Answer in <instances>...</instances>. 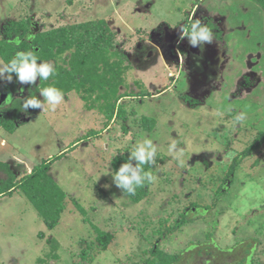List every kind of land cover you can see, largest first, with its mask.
I'll list each match as a JSON object with an SVG mask.
<instances>
[{"label": "rangeland", "instance_id": "1", "mask_svg": "<svg viewBox=\"0 0 264 264\" xmlns=\"http://www.w3.org/2000/svg\"><path fill=\"white\" fill-rule=\"evenodd\" d=\"M202 15L217 17L224 27V50L214 42L194 51L184 44L180 55L182 34L164 41L165 29ZM26 18L36 33L107 22L126 54L119 89L126 96L115 102L126 119L108 121L98 110L86 111L71 92L55 111L21 115L24 123L13 133L0 128V162L17 178L62 154L49 174L67 195L52 230L19 191L0 198V264H142L154 245L180 253L179 264H238L245 254V264H264V142L237 167L231 183L225 180L232 160L264 133L260 8L250 0H0V39L6 25ZM7 88L0 81V105L9 94L13 100L27 94L26 88L21 95ZM144 91L150 95L139 96ZM241 112L246 120L237 124ZM142 116L155 120L151 131L141 128ZM90 131L101 133L93 137ZM145 137L157 146V166L150 171L158 178L134 204L113 184L111 161ZM170 137L182 153H169ZM184 212L192 222L164 233ZM92 226L112 235L106 250L95 244Z\"/></svg>", "mask_w": 264, "mask_h": 264}, {"label": "trees", "instance_id": "2", "mask_svg": "<svg viewBox=\"0 0 264 264\" xmlns=\"http://www.w3.org/2000/svg\"><path fill=\"white\" fill-rule=\"evenodd\" d=\"M250 1L256 4L264 15V0ZM32 30V19L30 18L13 21L6 25L3 28V36L0 39V60L7 63L17 51L35 49L41 60L53 64L57 75L48 81L39 82L37 80V84L33 86L21 85L15 81V78L12 83L4 81L10 92L21 95V91L26 88L27 94L14 99L13 104L7 110L8 113L0 117V128L7 133H13L24 123L20 121L21 115L25 114L30 118L35 117L36 109H28L27 112H23L22 108H20V102L32 94L38 96L40 88L50 85L61 89L65 96L71 92L79 94L85 104L86 111L98 110L108 121L112 120L116 115L122 120L126 119L124 111L115 108V102L126 96L119 94L122 84L121 75L126 70L124 66L126 54L122 41L109 28L105 20L97 19L81 23L63 24L51 30L38 33H32ZM30 32L33 38L26 40L25 37ZM17 36L22 41L19 48L6 42ZM214 40L219 42L222 47L226 46L225 38L220 33L216 32L214 34ZM149 95L147 91L139 94L141 97ZM139 124L144 131L149 132L154 128L155 120L142 116L139 119ZM100 133L101 131H90L89 136L94 137ZM87 137L85 136V138ZM263 142L264 133H258L253 142L232 160L225 175L226 181L232 182L237 167L256 151ZM131 150L132 148L112 159L113 173L127 160L128 153ZM62 156V154H59L41 161L20 178H17V171L8 163L0 162V172L4 173V179L0 180V198L10 197L14 191H19L37 212V215L48 230H52L57 226L60 215L66 210L67 206V195L49 174L50 166L56 160L61 159ZM151 169L145 166V171H150ZM149 187L150 184H145L144 187L138 188L134 196H129L121 190L120 192L130 202L137 204L148 196ZM217 194L220 195L221 190ZM73 204L76 211L83 217V221H86L84 209L74 201ZM191 222L192 219L184 212L176 220L173 227L166 229L164 233L177 231ZM92 229L95 232V244L101 250H106L112 240V235L101 231L96 226H92ZM52 242L55 243L54 241ZM246 246L250 247V244L247 243ZM197 254L200 255L201 253L197 252ZM245 255L247 256L245 260H240L238 264H245V261H248V255ZM54 258H56V255ZM181 259L180 253L169 254L160 250L158 245H154L150 250V256L142 264H179Z\"/></svg>", "mask_w": 264, "mask_h": 264}, {"label": "clouds", "instance_id": "3", "mask_svg": "<svg viewBox=\"0 0 264 264\" xmlns=\"http://www.w3.org/2000/svg\"><path fill=\"white\" fill-rule=\"evenodd\" d=\"M181 33V39L186 37L192 47L211 44L214 39L213 29L208 27L207 24H202L200 19H192L189 26L182 25ZM32 38L31 33L25 37L26 40ZM6 42L15 45L17 48L22 43L18 36ZM157 51H159L158 48ZM56 75L57 72L53 64L41 60L35 49L17 51L7 63L0 60V81L7 83H12L15 78V81L21 85L33 86L37 84V80L39 82L48 81ZM39 96L42 99L37 98L34 94L23 99L20 102V108L23 112H27L28 109H40L41 112L55 111L57 106L65 103V93L52 85L40 88ZM13 102V97L9 94L3 105H0V112L10 107ZM244 120H246V115L241 112L236 116L235 122L239 124ZM170 139L172 142L168 145L169 153L174 156L182 153L183 149L177 146L176 139L173 137H170ZM128 154L127 160L111 176L113 184L118 189L129 196H134L138 188L153 183L158 178L151 171H145V166L149 168L157 166V146L151 138L145 137L136 142ZM105 187L108 186L105 185Z\"/></svg>", "mask_w": 264, "mask_h": 264}, {"label": "flooded vegetation", "instance_id": "4", "mask_svg": "<svg viewBox=\"0 0 264 264\" xmlns=\"http://www.w3.org/2000/svg\"><path fill=\"white\" fill-rule=\"evenodd\" d=\"M216 18L217 17H207V16H204V15H202L199 19L201 20V22H202V24H207L208 25V27H210V28H212L213 29V33L215 34L216 32H218V33H220L221 34V36L222 37H224L225 38V36H226V31H225V29H224V27L221 25V23L220 22H218L217 20H216ZM190 23H191V21L190 22H188V23H181L180 25H178L177 26V29H175V30H173V31H170V32H168L167 31V29H165L164 30V32H163V39H164V41L166 42V43H171V42H173V41H176L179 37H180V34H182L181 33V27H182V25H184V26H189L190 25ZM32 33H36L37 31H36V27H35V25L33 24V22H32ZM30 32V33H31ZM179 43H178V47H177V52H178V54H183V52L185 53V50H184V48H183V45L184 44H189L188 43V40L186 39V38H183V39H180V41H178ZM213 42L215 43V44H217L218 45V47H220L221 49H225L226 48V46L225 47H222L221 45H220V43L219 42H217L216 40H214L213 39ZM225 44H226V38H225ZM227 45V44H226ZM197 47H192V46H190V50H192V51H194L195 49H196ZM1 95H3V94H1Z\"/></svg>", "mask_w": 264, "mask_h": 264}, {"label": "water", "instance_id": "5", "mask_svg": "<svg viewBox=\"0 0 264 264\" xmlns=\"http://www.w3.org/2000/svg\"><path fill=\"white\" fill-rule=\"evenodd\" d=\"M36 31H38L37 27H36ZM4 96H5V95H1V97H0V102H2Z\"/></svg>", "mask_w": 264, "mask_h": 264}, {"label": "crops", "instance_id": "6", "mask_svg": "<svg viewBox=\"0 0 264 264\" xmlns=\"http://www.w3.org/2000/svg\"><path fill=\"white\" fill-rule=\"evenodd\" d=\"M225 6H228V3ZM216 14H220V11L216 10Z\"/></svg>", "mask_w": 264, "mask_h": 264}]
</instances>
